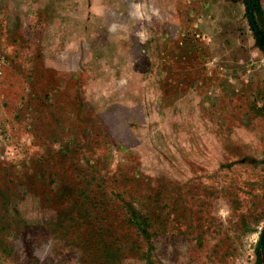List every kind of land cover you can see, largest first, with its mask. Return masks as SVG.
I'll use <instances>...</instances> for the list:
<instances>
[{
	"label": "rangeland",
	"instance_id": "1",
	"mask_svg": "<svg viewBox=\"0 0 264 264\" xmlns=\"http://www.w3.org/2000/svg\"><path fill=\"white\" fill-rule=\"evenodd\" d=\"M250 8L0 0V264H264Z\"/></svg>",
	"mask_w": 264,
	"mask_h": 264
},
{
	"label": "water",
	"instance_id": "2",
	"mask_svg": "<svg viewBox=\"0 0 264 264\" xmlns=\"http://www.w3.org/2000/svg\"><path fill=\"white\" fill-rule=\"evenodd\" d=\"M250 2L251 0H245V3H246V9H247V13H248V16H249V20H250V23L252 24V27L254 28L255 31H258L257 35L260 34V30L258 29V27H256V22L255 20L253 19V16H252V9L250 8ZM260 43H262V41H260Z\"/></svg>",
	"mask_w": 264,
	"mask_h": 264
}]
</instances>
